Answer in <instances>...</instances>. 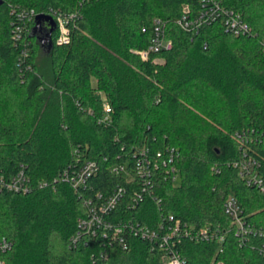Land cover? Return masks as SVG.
Masks as SVG:
<instances>
[{"label": "trees", "instance_id": "trees-1", "mask_svg": "<svg viewBox=\"0 0 264 264\" xmlns=\"http://www.w3.org/2000/svg\"><path fill=\"white\" fill-rule=\"evenodd\" d=\"M220 1L252 35L236 36L222 20L196 33L182 29L178 18L186 9L198 14L203 0H0V89L17 94L0 92V176L23 171L30 186L26 193L0 188V241L12 242L0 253L6 264H166L150 241L129 236L125 249L115 234L79 226L104 201L98 194L107 198L118 186L127 193L112 221L152 226L173 215L197 226L230 225L229 194L250 216L261 215L264 194L231 163L248 151L264 178V0ZM31 10L32 18L22 15ZM38 14L56 23L67 16L69 40L58 42V23L35 32ZM155 17L166 22L172 46L144 59ZM88 89L96 100L84 97ZM96 89L109 98V124L99 122L104 105ZM141 149L174 152L179 183L163 168L157 198L133 202L141 182L113 167L128 164L133 172V152ZM84 159L100 170L75 189L62 178ZM222 247L188 240L183 253L187 264H264L232 235Z\"/></svg>", "mask_w": 264, "mask_h": 264}, {"label": "built area", "instance_id": "built-area-1", "mask_svg": "<svg viewBox=\"0 0 264 264\" xmlns=\"http://www.w3.org/2000/svg\"><path fill=\"white\" fill-rule=\"evenodd\" d=\"M36 14L34 10L22 13L24 17L32 18ZM67 16H58L57 23L60 30L59 43L69 40V31L66 26ZM222 20L226 29L236 36L252 35L251 26L243 19L242 15L234 9L224 6L220 0H203L202 9L198 14H190L189 10L178 18V25L189 32L196 33L206 25ZM154 33L148 48L143 49L140 55L147 59L153 52L162 49H169L172 41L166 35V22L159 17L153 19ZM18 30H21L18 27ZM144 31L146 29H143ZM23 54L27 56L25 49ZM113 109L110 104H104V114L99 117V122L109 124L112 122ZM135 166L133 172L128 164H120L113 167L114 172L124 174L129 182H135L136 178L141 182V192L133 197V202L142 200L145 194H154V186L160 176L162 169L166 175L177 181L178 170L174 164V152L164 157L161 152L151 155L148 150L141 149L133 152ZM237 169L239 176L248 186L255 187L264 194V178L261 174V162L248 151H244L242 157L231 163ZM100 170L96 161L84 159L77 170L73 173L65 172L63 180L72 184L75 189L84 186L87 181ZM46 185V183H44ZM0 188L7 189L15 193H26L30 190L25 173H19L10 178L0 176ZM127 190L123 186L116 187L113 192L104 198L98 194V206L90 207V214L87 218L79 220V226L83 230L96 234L103 231L105 235L109 232L115 234L123 248L127 249V237H136L153 243V248L158 249L166 264H187L183 248L185 241L193 242H217L222 245L229 235H232L240 246H249L257 250L264 257V211L261 215H251L239 202L238 198L232 194L225 197L224 211L230 218V225H205L197 226L173 215L164 216L155 225L140 224L134 220L112 221L110 214L115 210ZM157 198L156 195H153ZM90 205L91 201H86ZM259 217V218H258ZM12 249V242L7 238L0 241V253L9 252ZM0 264H6L5 259L0 255ZM215 264H223L217 261Z\"/></svg>", "mask_w": 264, "mask_h": 264}, {"label": "rangeland", "instance_id": "rangeland-1", "mask_svg": "<svg viewBox=\"0 0 264 264\" xmlns=\"http://www.w3.org/2000/svg\"><path fill=\"white\" fill-rule=\"evenodd\" d=\"M57 17L58 16H56V19H57ZM36 53H37L36 56H37L38 63H40V65H42L43 67H45V72L48 73L49 58H48V56L45 55L46 52L43 51V49L39 48V51H37ZM95 83H96V80L95 79H92V84L95 85ZM91 91H92V89H88V90L83 91L82 94L84 95L85 98H88L90 100H96V96L95 95H92ZM0 92H2V97L5 94H8V95H17L16 92H11V94H9L10 93V89L8 87H6V85L0 89ZM95 94L98 97L101 98L103 105L104 104H107V103L110 104L109 103V98H108V96H107V94L105 92L96 89ZM6 102H10V101L7 100ZM177 183H179V180H178Z\"/></svg>", "mask_w": 264, "mask_h": 264}, {"label": "water", "instance_id": "water-1", "mask_svg": "<svg viewBox=\"0 0 264 264\" xmlns=\"http://www.w3.org/2000/svg\"><path fill=\"white\" fill-rule=\"evenodd\" d=\"M36 27H35V32L41 31L42 23L43 22H48L50 23V26H52L51 30L55 29L57 27V23L55 20L52 18L50 15H44V14H38L36 16Z\"/></svg>", "mask_w": 264, "mask_h": 264}, {"label": "flooded vegetation", "instance_id": "flooded-vegetation-1", "mask_svg": "<svg viewBox=\"0 0 264 264\" xmlns=\"http://www.w3.org/2000/svg\"><path fill=\"white\" fill-rule=\"evenodd\" d=\"M49 28H50L49 23H48V22H43V24H42V29H43V30H46V29H49Z\"/></svg>", "mask_w": 264, "mask_h": 264}]
</instances>
